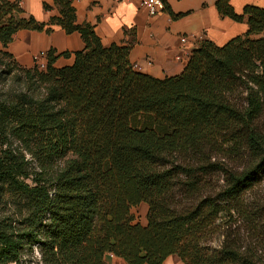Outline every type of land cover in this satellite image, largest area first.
Masks as SVG:
<instances>
[{
	"label": "trees",
	"instance_id": "trees-1",
	"mask_svg": "<svg viewBox=\"0 0 264 264\" xmlns=\"http://www.w3.org/2000/svg\"><path fill=\"white\" fill-rule=\"evenodd\" d=\"M53 1L58 16L40 23L21 16L20 0H0V197L9 189L25 208L16 228L0 225V264H23L25 244L37 245L40 264H105V254L126 264L173 255L182 264H259L222 218L264 176V7L237 14L216 0L219 15L245 21L246 32L220 47L200 42L181 74L155 79L134 71L129 46L104 47L76 25L70 0ZM162 1L172 20L182 16ZM53 26L82 39L70 66L56 68L49 50L44 70L22 68L4 50L18 31ZM221 145L239 170L206 160ZM216 172L219 190L205 181ZM142 203L145 225L131 214Z\"/></svg>",
	"mask_w": 264,
	"mask_h": 264
},
{
	"label": "crops",
	"instance_id": "crops-1",
	"mask_svg": "<svg viewBox=\"0 0 264 264\" xmlns=\"http://www.w3.org/2000/svg\"><path fill=\"white\" fill-rule=\"evenodd\" d=\"M164 2L172 13L182 16L172 20L165 11L150 15L139 0H70L76 25L90 26L104 47L112 44L129 46L128 59L134 71L155 79L181 74L190 52L200 42L210 41L220 47L247 30L245 21L236 23L220 16L215 7L216 0ZM228 2L237 14H241L245 6L264 7V0ZM19 4L22 17H32L40 23L58 16L53 0H20ZM181 38H185V43L180 42ZM83 46L79 33L67 34L59 26H53L50 33L18 31L4 50L22 68H32L36 55H46L47 51L54 50L58 56L54 66L61 68L72 65L73 53ZM62 53L69 56H59ZM104 261L105 264H126L112 254H105ZM162 264L182 263L173 255Z\"/></svg>",
	"mask_w": 264,
	"mask_h": 264
},
{
	"label": "rangeland",
	"instance_id": "rangeland-1",
	"mask_svg": "<svg viewBox=\"0 0 264 264\" xmlns=\"http://www.w3.org/2000/svg\"><path fill=\"white\" fill-rule=\"evenodd\" d=\"M244 97L245 93L239 90L234 93L233 100L241 104ZM138 120L141 121L142 118L140 117ZM258 128L264 133L263 117L258 121ZM205 152L206 160H209L210 164H214L218 168L234 171L241 168V161L234 157L232 153L234 150L229 145H221L214 150ZM174 160H177V157ZM205 181L209 182L212 189L219 190L223 186V172H216L207 177ZM175 196L184 203L189 201L184 199L178 191H175ZM24 209L23 198L9 189H4L0 197V225L11 224L16 228L19 218L25 213ZM147 209L148 206L144 203L131 209L135 222L145 225ZM230 215V217L225 216L222 218L226 233L231 234L236 239L239 238V244L243 248L255 250L259 258L258 263L264 264V176L257 179L253 186L243 193L241 201L238 203V212L232 210ZM8 231L11 230L8 228ZM21 252L23 264H40L37 245L25 244ZM6 264L14 263L7 262Z\"/></svg>",
	"mask_w": 264,
	"mask_h": 264
},
{
	"label": "built area",
	"instance_id": "built-area-1",
	"mask_svg": "<svg viewBox=\"0 0 264 264\" xmlns=\"http://www.w3.org/2000/svg\"><path fill=\"white\" fill-rule=\"evenodd\" d=\"M140 4L145 7L150 15L160 14L164 11V3L162 0H139ZM181 43H185V38L180 39ZM46 55L39 53L34 58V66L39 70H44L46 67Z\"/></svg>",
	"mask_w": 264,
	"mask_h": 264
}]
</instances>
